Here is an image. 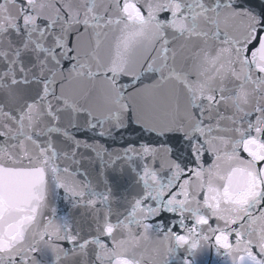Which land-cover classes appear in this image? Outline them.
I'll use <instances>...</instances> for the list:
<instances>
[{
	"label": "snow or ice",
	"instance_id": "1",
	"mask_svg": "<svg viewBox=\"0 0 264 264\" xmlns=\"http://www.w3.org/2000/svg\"><path fill=\"white\" fill-rule=\"evenodd\" d=\"M212 250L264 264V0H0V264Z\"/></svg>",
	"mask_w": 264,
	"mask_h": 264
},
{
	"label": "water",
	"instance_id": "2",
	"mask_svg": "<svg viewBox=\"0 0 264 264\" xmlns=\"http://www.w3.org/2000/svg\"><path fill=\"white\" fill-rule=\"evenodd\" d=\"M133 127H135V125H133ZM138 135V132L133 133L129 131L128 133L123 134L122 137L116 136L114 138L116 143H111V141H109V143L111 147H122L126 142L135 141ZM109 178L113 181L118 191L123 190L127 179L126 177H122L118 174H111ZM198 259L202 261V264H219L220 261V258L215 255L214 250L206 251L200 257H198Z\"/></svg>",
	"mask_w": 264,
	"mask_h": 264
}]
</instances>
